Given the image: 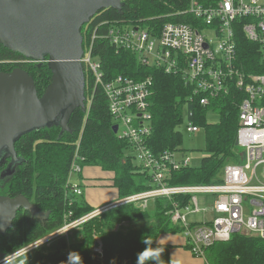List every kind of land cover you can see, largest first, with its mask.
<instances>
[{"label": "trees", "instance_id": "1", "mask_svg": "<svg viewBox=\"0 0 264 264\" xmlns=\"http://www.w3.org/2000/svg\"><path fill=\"white\" fill-rule=\"evenodd\" d=\"M209 1V0H208ZM206 2L208 4L209 2ZM215 1V0H211ZM190 0H123L121 11L108 9L100 12L86 25L82 34L85 47L90 41L92 30L101 23L110 25H141L161 30L168 23H190L191 15L182 16L189 8ZM248 19L235 23L237 51L243 70L247 74H263L262 51L259 44L250 42L243 25ZM104 30V28H103ZM95 54L99 57L106 80L124 76L142 81L153 79L151 114L153 132L148 141L154 154L165 151L180 152L184 142L179 126L187 112L195 113L194 122L205 132L206 155L199 168H182L173 172L172 186L215 185L221 183L223 168L232 162H240L241 148L237 143L239 129V106L243 99L241 91L232 90L229 96L210 99L202 105V96L194 95V85L177 74H166L156 67L143 66L137 56L129 50H120L107 40H97ZM48 60V57H46ZM31 59L0 45V72H12L22 68L33 77L40 97L51 84L52 72L47 64L39 66ZM256 67V68H254ZM259 68V69H258ZM85 71L86 96L92 94L93 80ZM186 111V112H185ZM210 113L219 115L217 122H210ZM185 114V115H184ZM115 121L108 109V101L101 88L97 89L90 112L78 109L70 119L68 132L62 133L60 126H52L31 132L17 141L15 148L23 160L17 171L7 179L0 176V196L27 197L40 211L49 213L44 222L33 219L30 213L20 211L13 222V229L0 238V254L8 255L20 250L64 224V218L73 212L71 220L79 219L93 209L82 198L74 195L69 180L73 163L81 168L101 167L114 174V187L120 198L144 192L154 187L150 173L134 163L129 141L114 133ZM5 168V167H3ZM1 175V174H0ZM190 196H179L176 202H189ZM172 204L157 200L148 211L125 206L107 212L82 226L83 241L71 242L73 260L91 264L90 252L94 236L98 235L104 246L105 264L115 260L116 264L126 259H136L144 245L143 235L158 240L164 234L176 233L166 212ZM154 208V209H153ZM129 222L135 225L127 231L115 232L117 225ZM149 222L145 228L138 223ZM155 246V244H154ZM65 239L50 248L36 249L12 264H47L63 259ZM163 249L164 264L172 259L171 246L159 244ZM212 264H264V239L234 235L229 242L217 243L207 252Z\"/></svg>", "mask_w": 264, "mask_h": 264}, {"label": "built area", "instance_id": "2", "mask_svg": "<svg viewBox=\"0 0 264 264\" xmlns=\"http://www.w3.org/2000/svg\"><path fill=\"white\" fill-rule=\"evenodd\" d=\"M207 1L190 0L187 12L182 15H191L190 23H168L155 31L141 25L105 22L92 30L86 47L84 40L80 62L93 80L92 94L86 101L87 112L91 110L97 89L101 88L115 125L119 126L118 137L129 141L135 149L141 167L150 173L154 187L121 198L76 220H71L73 212H69L60 228L15 251V255H4L6 264H12L36 249L50 248L62 239L67 241L63 259L47 264H66V254L72 253L73 232H81L85 223L125 206L148 211L157 200L172 204L166 212L167 217L173 226L184 231L190 253L203 264H212L207 255L210 248L217 243L229 242L234 235L264 239V73L247 74L243 70L235 29L237 21L248 19L243 31L250 42L260 45L264 68V0H209L206 4ZM97 40H107L117 49L133 52L143 66L183 76L187 84L194 85V95L202 96V105H209L212 98L229 96L232 90L243 93L237 134L242 154L240 162H232L223 168L221 183L170 185L173 172L190 167V160H178L179 152L154 154L149 149L148 141L153 132L150 112L153 79L137 81L118 76L107 81L103 65L95 54ZM194 118L195 113L187 112L181 125L189 134L202 132ZM81 170L76 162L73 163L70 182L72 174L81 173ZM71 187L75 196L84 195L81 186L72 183ZM199 194L214 196L212 210L200 208ZM179 196L191 198L187 203L176 202L174 199ZM201 213L209 214L211 218L202 223L189 221V217ZM128 223L123 222L121 226ZM119 227L117 225L116 229ZM78 239L83 241V235ZM90 250L91 264H105L104 246L98 235L94 236ZM3 258L0 264H3ZM121 264H135V259L126 258ZM170 264L177 263L171 261Z\"/></svg>", "mask_w": 264, "mask_h": 264}, {"label": "water", "instance_id": "3", "mask_svg": "<svg viewBox=\"0 0 264 264\" xmlns=\"http://www.w3.org/2000/svg\"><path fill=\"white\" fill-rule=\"evenodd\" d=\"M122 8L123 0H0V45L40 64L48 57L52 72L42 97L24 69L0 72V155L8 154L10 166L23 162L15 148L23 136L55 125L68 132L74 112H87L82 30L100 12ZM22 210L41 222L50 215L23 195L0 196V238Z\"/></svg>", "mask_w": 264, "mask_h": 264}, {"label": "rangeland", "instance_id": "4", "mask_svg": "<svg viewBox=\"0 0 264 264\" xmlns=\"http://www.w3.org/2000/svg\"><path fill=\"white\" fill-rule=\"evenodd\" d=\"M186 112V111H185ZM185 115V114H184ZM219 120V115L215 113H210L209 115V121L210 122H217ZM180 132L183 134L184 142L180 148V152L177 154L178 160H183L185 158H189L190 160V167L192 168H199L202 165L203 159L207 157L206 155V135L205 132L202 130L199 134H189L185 131L184 126H179ZM242 150V149H241ZM128 155H134L136 154L128 152ZM135 158V157H134ZM134 163L136 165H139L138 158L136 156V160H134ZM83 169V168H82ZM79 173H73L72 174V183L80 182L82 183V180L79 177ZM221 177H223V174H220ZM82 187V186H81ZM83 189V187H82ZM86 190V188H85ZM84 192V189H83ZM83 197V196H82ZM80 197V198H82ZM199 206L202 209H213L214 206V196L212 194H199ZM154 205L151 204V207ZM154 209V208H153ZM152 210V209H151ZM185 213V211H183ZM211 216L209 214L201 213L199 215H194L189 217V221H194L197 223L205 222V220H209ZM123 223L119 224V228H115V232L119 231H127L128 229L134 228L135 225L132 223H128L125 226H121ZM128 225V226H127ZM139 225V227H138ZM149 225V222H142L141 224L138 223L136 226L138 228H145ZM125 228V229H124ZM177 228H179L177 226ZM79 231H74L73 235L76 237V234H78ZM159 243L162 245L171 246V259L173 261H176L179 264H203L201 260L196 259L192 253H190L188 249V241L185 237L184 231H181V229H177L176 233L171 234H164L159 237Z\"/></svg>", "mask_w": 264, "mask_h": 264}, {"label": "crops", "instance_id": "5", "mask_svg": "<svg viewBox=\"0 0 264 264\" xmlns=\"http://www.w3.org/2000/svg\"><path fill=\"white\" fill-rule=\"evenodd\" d=\"M79 175L82 183L76 182L73 184L83 187L84 195L82 200L93 209V212L121 199L118 189L114 187V174L112 172L104 171L101 167L97 166H87L81 170ZM81 232H79V236L82 235ZM174 262L177 263L176 261Z\"/></svg>", "mask_w": 264, "mask_h": 264}, {"label": "clouds", "instance_id": "6", "mask_svg": "<svg viewBox=\"0 0 264 264\" xmlns=\"http://www.w3.org/2000/svg\"><path fill=\"white\" fill-rule=\"evenodd\" d=\"M3 228L4 226L0 225V230ZM141 243L144 247L136 254L135 264H164L163 249L159 247V240H153L150 234L148 236L143 235ZM10 255H15V253L12 252ZM65 262L66 264H83L82 260H73L71 252L66 254ZM3 264H6L4 258ZM110 264H116V261L112 260Z\"/></svg>", "mask_w": 264, "mask_h": 264}, {"label": "flooded vegetation", "instance_id": "7", "mask_svg": "<svg viewBox=\"0 0 264 264\" xmlns=\"http://www.w3.org/2000/svg\"><path fill=\"white\" fill-rule=\"evenodd\" d=\"M46 61H47V58L45 59L43 64H40L35 61H32V63L38 64L39 66H41V65L47 64ZM7 73H10V72H7ZM7 155H8L7 153H2L0 155V174H1L0 176L3 179H7V177H10L12 174H14L20 166V163L10 166L12 159Z\"/></svg>", "mask_w": 264, "mask_h": 264}]
</instances>
